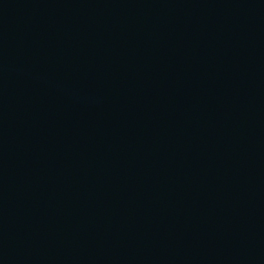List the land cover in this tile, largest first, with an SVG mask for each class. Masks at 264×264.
<instances>
[{
  "label": "water",
  "instance_id": "95a60500",
  "mask_svg": "<svg viewBox=\"0 0 264 264\" xmlns=\"http://www.w3.org/2000/svg\"><path fill=\"white\" fill-rule=\"evenodd\" d=\"M128 264H264V0H184Z\"/></svg>",
  "mask_w": 264,
  "mask_h": 264
}]
</instances>
